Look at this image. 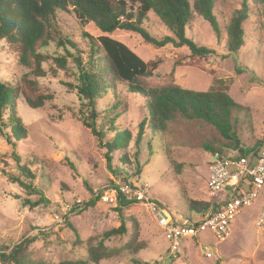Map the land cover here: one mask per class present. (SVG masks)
<instances>
[{"label":"rangeland","instance_id":"1","mask_svg":"<svg viewBox=\"0 0 264 264\" xmlns=\"http://www.w3.org/2000/svg\"><path fill=\"white\" fill-rule=\"evenodd\" d=\"M239 4L240 0H220L216 3L214 12L221 27ZM263 20L251 17L243 24L244 46L237 56H233L225 49L224 34L217 43L209 25L193 16L186 37L198 46L213 50L214 55L206 59H191L179 66L175 63L189 56L185 48L166 46L158 49L144 43L138 35L122 31H115L108 37L124 44L144 63H158L153 76L148 79L150 84L173 81L183 89L204 92L214 78L229 81L228 95L241 106L233 113L235 133L240 148H250L261 140L264 131ZM56 21L61 34L76 45L86 61L90 49L82 34L87 33L93 39L103 34L72 12L56 13ZM145 27L153 37L171 36L152 14H149ZM65 50L74 54L68 47L54 44L40 50L48 60L41 65L43 77L36 78L30 70L18 65L16 56L0 40V82H9L20 88L12 108L21 121L25 135L15 142L16 154L37 173L32 185L48 201V204L33 209L23 204L24 200L37 201L38 196L28 194L11 181V178L19 177V172L10 158L12 147L0 136V246L8 248L6 252H9L13 247L30 241L26 250L28 256L46 263L86 260L88 242L94 246L102 233L119 227L120 222L114 212L116 204L105 200L113 198L114 186H130L138 190L148 186L145 195L150 202L180 221L187 213L186 199L208 201L206 180L211 154L203 146L216 148L226 144L210 125L196 120H178L169 123L161 136L151 137L149 131H145L138 156L139 176L133 175L136 172L132 142L125 151L112 154L109 168L105 149L98 146L95 137L79 122L81 114H87L86 102L77 96L74 87L78 71ZM56 58L66 59L65 69L56 65ZM236 66L242 69L241 74L235 73ZM25 80L34 81L35 87L27 88ZM113 90L96 100L99 117L106 111L107 105L118 97L124 107H120L122 114L117 118L116 125L119 130H127L135 137L138 125L146 116L144 99L127 92L122 84H116ZM23 94L32 99L41 95L43 106L30 109ZM3 120L7 122L6 114ZM97 122L99 124L101 119L98 118ZM3 130L10 132L9 128L3 127ZM112 136L113 133H107L104 140ZM123 153L127 155L128 164L120 161ZM92 199L96 200L93 206H82ZM261 203L260 194L252 207L240 211L231 222L226 240L217 242L210 235H202L195 241L187 239L175 254L167 251L164 233L157 226L147 204L132 205L124 215L134 218L139 225V241L144 242L146 248L136 258L143 263L264 264V231L256 227ZM67 221L75 229L81 243L75 241L74 232L66 227ZM127 230L129 234V224ZM127 239V236L111 238L104 241V245L120 248ZM131 259L129 253L122 252L118 257L102 260L98 264H132Z\"/></svg>","mask_w":264,"mask_h":264},{"label":"trees","instance_id":"2","mask_svg":"<svg viewBox=\"0 0 264 264\" xmlns=\"http://www.w3.org/2000/svg\"><path fill=\"white\" fill-rule=\"evenodd\" d=\"M218 1L220 0H193L192 2L190 0H0V40L4 41L8 50L16 56L18 65L30 70L36 78L43 77L44 72L41 65L48 60L40 53V50L54 44L57 47H68L74 51V54H70L65 50L68 57L73 59V64L78 71L77 84L74 87L77 96L86 102L87 114L86 116L81 114L79 122L95 137L98 146L105 149L109 168L112 154L125 151L132 142L135 148L136 172L133 175L139 176L141 169L138 156L145 131H149L151 137H158L166 131L169 123L178 120L202 121L218 132L226 144L216 148L204 145V150L210 154L226 157L230 156L229 153H233L234 159L249 158L264 144V131L263 137L254 146L240 148L235 133L233 113L239 111L241 106L228 95L229 81L214 78L210 87L204 92L183 89L173 81L157 85L150 84L148 79L153 76L158 63H144L124 44L108 37L115 31H122L138 35L144 43L158 49L166 46L175 49L185 48L189 56L175 63V66H179L191 59H206L214 55L213 50L198 46L186 37V30L192 23L193 16H196L209 25L217 43L224 34L227 53L237 56L245 42L243 24L251 17L264 19V0H240L239 7L232 12L222 27L214 12ZM58 12L67 14L72 12L81 21L92 24L96 31L103 34L97 39H93L87 33L82 34L89 43L90 49L86 61L82 59V54L76 45L63 36L58 29L56 21ZM149 14L156 17L171 36L162 38L151 36L145 27ZM54 62L61 69L66 68L65 58H56ZM242 72L240 67H235L236 74ZM24 83L29 89L35 87L34 81L25 80ZM116 84L124 85L127 92L144 99L146 116L138 125L135 137L127 130H119L116 125L117 118L122 114L120 107H124L118 97L107 105L101 117L97 112L96 100L107 91H114L113 87ZM67 86L71 87L70 84ZM18 92H20L18 85L13 86L9 82H0V136L12 147L10 158L19 172V177L11 178V181L17 183L28 194L38 196L35 202L23 201L25 206L33 209L39 205L48 204V201L41 191L36 190L32 185V180L37 173L27 162L23 163L21 157L16 154L15 142L23 139L25 135L21 121L15 109L12 108L15 105V94ZM23 96L30 109L43 106L44 98L41 95L35 96L34 99L26 94ZM5 114L7 122L3 120ZM98 118L101 119L99 124ZM3 127L4 129L9 128L10 132H4ZM107 133H113V136L104 140ZM148 151L151 152L149 147ZM120 161L125 164L129 163L126 153H123ZM114 191L117 197L114 212L119 219V227L102 233L98 243L94 246L88 242L86 260L59 263L32 260L26 253L30 241H26L13 247L9 252H6L8 248L0 246V264H98L102 260L116 258L122 252H127L132 256V264H146L136 258V255L146 248V244L139 241V225L134 218L124 215V212L137 202L126 198L116 186H114ZM95 201L92 199L82 206L91 207ZM185 203L187 213L183 217L190 219L202 218L211 206L210 202L190 199H186ZM128 224L130 225L129 234ZM65 225L74 232L75 241L81 243L70 222L67 221ZM126 236L128 239L120 248H110L104 245V241L108 239Z\"/></svg>","mask_w":264,"mask_h":264},{"label":"built area","instance_id":"3","mask_svg":"<svg viewBox=\"0 0 264 264\" xmlns=\"http://www.w3.org/2000/svg\"><path fill=\"white\" fill-rule=\"evenodd\" d=\"M233 156V153L226 157L211 155L206 180L207 202H210L211 206L200 219L182 216L180 221L176 220L159 205L150 202L145 195L148 186L139 190L123 186L119 191L128 199L147 204L157 226L164 233L170 254L177 253L183 241H195L202 235H210L217 242L226 240L231 222L242 209L252 207L260 194L262 204L256 227L264 231V144L249 158L234 159ZM113 193V198H104L117 205L116 193ZM206 255L210 257L209 254Z\"/></svg>","mask_w":264,"mask_h":264},{"label":"crops","instance_id":"4","mask_svg":"<svg viewBox=\"0 0 264 264\" xmlns=\"http://www.w3.org/2000/svg\"><path fill=\"white\" fill-rule=\"evenodd\" d=\"M230 155L232 154V153H229ZM212 155V154H211ZM262 204V203H261Z\"/></svg>","mask_w":264,"mask_h":264}]
</instances>
